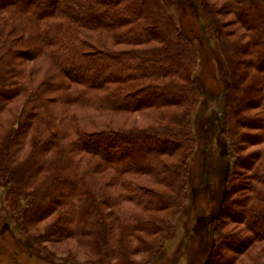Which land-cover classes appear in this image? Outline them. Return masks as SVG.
<instances>
[{
  "label": "trees",
  "instance_id": "1",
  "mask_svg": "<svg viewBox=\"0 0 264 264\" xmlns=\"http://www.w3.org/2000/svg\"><path fill=\"white\" fill-rule=\"evenodd\" d=\"M200 2L210 11L227 52L226 83L238 93L227 99L225 121L236 115V128L253 122L252 128L261 130L253 135L257 141L253 144L263 142L264 2L224 0L220 9L208 0ZM163 5L161 0H0V110L8 103L13 107L18 98L24 102L0 148V187L7 188L20 229L27 233L52 205L64 208L56 223L33 237L34 242L51 241L48 237L57 234L59 239H77L94 254L93 236L99 248L108 247L110 258L111 247L121 248L118 258L122 259L132 231L144 245L153 243L137 231L165 232L160 222L169 217L156 220L145 212L172 211L176 204L172 199L181 195L185 172L181 166L194 144L188 116L199 90L191 77V43ZM224 13L235 17L233 33L223 30L217 17ZM19 44L31 49L26 60L40 56L50 66L52 71L43 81L37 83L33 74L27 77L15 68L10 57L18 54ZM232 102L238 108L232 109ZM252 108L257 117L243 115ZM107 112L109 117L141 112L145 125L117 124L103 119ZM27 132L30 147L25 161L18 163ZM229 133L236 136L231 145L237 148L241 131L229 129ZM178 151L183 155L180 166L161 158ZM46 153L53 159L45 158ZM84 158L92 160L87 167L82 166ZM257 159L264 161V148ZM260 167L247 177L249 186H230V192L247 193L251 188L242 199L229 201V208L242 207L235 222L253 234L252 241L264 240ZM157 184L174 193L159 190ZM110 186L121 188L124 195L111 192ZM20 201L25 204L18 208ZM120 202L127 204L123 214L118 211ZM101 207L109 210L108 220L110 216L118 225L117 235ZM225 234L223 241L228 239ZM237 238L232 235V240ZM216 255L224 261L229 258L220 250Z\"/></svg>",
  "mask_w": 264,
  "mask_h": 264
},
{
  "label": "rangeland",
  "instance_id": "2",
  "mask_svg": "<svg viewBox=\"0 0 264 264\" xmlns=\"http://www.w3.org/2000/svg\"><path fill=\"white\" fill-rule=\"evenodd\" d=\"M223 1L208 0L218 9L221 8ZM161 2L175 21L183 38L191 43V50L194 52H192L194 69L191 77L199 90V97L191 104L188 116L194 144L190 147L185 165L181 166L185 171L181 183V195L172 199V203H176L172 211L167 208L162 211L145 212L146 217L156 220L160 217L164 220L169 217L167 221L160 222V225L165 226V232L147 235L142 230L137 231V234L144 236L147 242L153 243L144 245L137 236H134L136 232L132 231V234L127 236L128 253H124L122 259L118 258L119 253L122 252L121 248L111 247L114 254L110 258V254L108 256L106 251L108 247L99 248L93 236L91 244L94 254L88 252L86 246L75 242L77 239H59L57 234L48 237L51 241H42L38 244V241H33V237L37 233L41 234L46 226L56 223L64 208L61 209L57 204L52 205L49 211L41 214L42 220L33 223V231L27 233L20 229V220L16 209L13 210L10 205L7 188L1 186L0 264H264V240L252 241L253 234L246 230L243 223L235 222L242 215V207L229 208V201L240 200L243 195L251 193V188H248L247 193L242 190L230 192V186L234 189L249 186L247 177L257 173L258 166H261L259 173L264 172V161L257 159L260 149L264 148V141L253 144L256 141L253 135L260 134L261 130L253 129L252 127H256L253 122H246L245 127L236 128L238 122L236 115L229 116L228 121H225L227 99L231 100L232 96L238 93L226 83L230 63L225 46L221 44L217 26L211 19L210 11L201 5L200 0H161ZM217 17L222 22L223 30L233 33L236 29L233 23L235 17L231 13ZM8 30H11L10 27L4 31ZM247 33L249 34V31ZM232 37L236 36L232 35ZM16 50L18 54L12 53L10 58L15 68L19 72L23 71L25 76L28 77V73L33 74L34 80L38 83L45 79L46 74L51 73L50 66L42 62L40 56L32 61L26 60L28 58L26 53L31 51L30 47L19 44L15 47ZM9 105L11 103L0 110V148L4 144L5 137L10 136L15 126L13 120L18 118L20 106H24V102L22 98H18L13 107L10 108ZM231 107L236 109L238 104L232 102ZM167 111L172 113L171 108ZM23 112L25 113L26 110ZM140 113H123L109 117L107 112L103 119H110L126 126L134 123L142 126L145 123ZM257 113L258 111L252 108L243 115L257 117ZM229 129H237L242 133L237 148L231 145L236 136L231 135ZM27 133L29 134L26 135L25 145L20 150L18 163L25 161L27 157L31 136L30 132ZM43 156L49 161L53 159V155L48 153ZM181 156L182 153L178 151L170 155L164 154L161 158L169 165L180 166ZM88 159H83V167L92 163V160ZM46 169L48 171L45 172L50 173V168L46 167ZM104 174L108 177L110 173ZM236 184H239V187ZM256 185L263 188L261 185ZM156 187L159 190L171 191L164 185L157 184ZM109 189L111 192L117 190L119 194L124 195L121 188L110 186ZM179 201L181 203L177 206ZM24 204V201H20L18 208ZM119 205L118 211L123 214L127 204L120 202ZM101 211L106 217L108 216L107 208L101 207ZM107 221L117 235L118 225L113 224L110 216L109 220L107 217ZM134 224L137 225V219ZM223 233H227L225 235L228 236L225 241H223ZM232 235L233 237L236 235L238 240H232ZM157 237L159 238L156 246ZM232 246L235 247V251L230 250ZM219 250L229 257L228 260L224 261L218 255L215 256Z\"/></svg>",
  "mask_w": 264,
  "mask_h": 264
}]
</instances>
